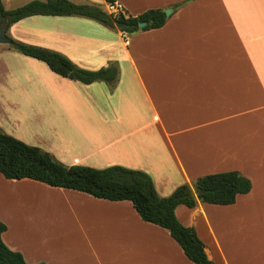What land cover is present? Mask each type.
I'll list each match as a JSON object with an SVG mask.
<instances>
[{
    "label": "crops",
    "instance_id": "crops-1",
    "mask_svg": "<svg viewBox=\"0 0 264 264\" xmlns=\"http://www.w3.org/2000/svg\"><path fill=\"white\" fill-rule=\"evenodd\" d=\"M28 1L2 3L12 9ZM70 1L105 11L108 2ZM112 1L126 15L171 11L162 26L132 33L79 15H31L8 27L11 38L60 52L79 67L115 63L118 76L113 85L84 84L0 43V130L24 141L15 132L26 117L44 115L32 130L56 160L144 171L160 196L198 176L237 170L251 188L233 203L179 204L174 213L217 264H264V0ZM3 180L60 194L71 218L65 231L77 232L76 251L48 241L52 249L33 256L9 235L10 216L0 212L3 242L27 263L194 264L128 200Z\"/></svg>",
    "mask_w": 264,
    "mask_h": 264
},
{
    "label": "trees",
    "instance_id": "trees-1",
    "mask_svg": "<svg viewBox=\"0 0 264 264\" xmlns=\"http://www.w3.org/2000/svg\"><path fill=\"white\" fill-rule=\"evenodd\" d=\"M112 1V0H107ZM31 15H79L93 18L103 24L114 26V22L129 25L120 30L127 33L137 31V22L146 21L142 29L157 28L166 21L162 8H149L132 16L119 12H106L97 4L70 0H30L12 9H5L0 0V22H5L4 35L8 46L23 55L43 61L54 73L69 79L89 84L103 81L113 85L118 76L115 63L96 70H89L74 64L67 56L48 48L25 43L11 38L8 27ZM0 173L6 179L29 178L54 187L78 190L97 198L128 200L139 217L147 222L165 228L177 242L184 255L194 264H217L209 259L204 244L191 226L183 225L174 209L179 204L194 207L197 202L231 204L239 193L251 188L249 178L237 170L208 173L196 177L191 183L177 185L170 194L160 196L156 192L149 174L121 165L95 168L88 165H65L49 152L27 144L0 130ZM6 229L0 220V264H46L27 263L19 251L10 249L2 240Z\"/></svg>",
    "mask_w": 264,
    "mask_h": 264
},
{
    "label": "rangeland",
    "instance_id": "rangeland-1",
    "mask_svg": "<svg viewBox=\"0 0 264 264\" xmlns=\"http://www.w3.org/2000/svg\"><path fill=\"white\" fill-rule=\"evenodd\" d=\"M105 9L109 12L107 7ZM35 117L36 121L27 116L26 122L22 123L15 133L25 140L17 139L45 150L47 146L37 140L32 130V123L44 124V115ZM3 178L0 174V212L10 216L8 231L14 240L33 256H40L51 250L48 241L59 244L57 247L61 249L69 246L72 251L77 250L75 227L71 233L67 234L65 231V224L70 223L71 218L69 207L63 203L60 194L33 183L16 184L4 181ZM65 238L73 241L68 242V245L61 244L66 242Z\"/></svg>",
    "mask_w": 264,
    "mask_h": 264
},
{
    "label": "water",
    "instance_id": "water-1",
    "mask_svg": "<svg viewBox=\"0 0 264 264\" xmlns=\"http://www.w3.org/2000/svg\"><path fill=\"white\" fill-rule=\"evenodd\" d=\"M171 11V8H166L164 9V13L165 15H168ZM4 25H5V22H0V43H9V39L4 35ZM114 25L117 27V28H127L129 27L128 24L126 23H123V22H114ZM147 25V22L146 21H138L137 22V28L141 29L143 27H145Z\"/></svg>",
    "mask_w": 264,
    "mask_h": 264
},
{
    "label": "built area",
    "instance_id": "built-area-1",
    "mask_svg": "<svg viewBox=\"0 0 264 264\" xmlns=\"http://www.w3.org/2000/svg\"><path fill=\"white\" fill-rule=\"evenodd\" d=\"M106 7L108 8V13H111L113 15L123 12L121 5L114 1H108Z\"/></svg>",
    "mask_w": 264,
    "mask_h": 264
}]
</instances>
